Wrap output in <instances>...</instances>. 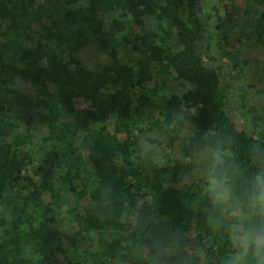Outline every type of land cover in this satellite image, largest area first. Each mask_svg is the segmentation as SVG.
<instances>
[{
  "label": "trees",
  "instance_id": "trees-1",
  "mask_svg": "<svg viewBox=\"0 0 264 264\" xmlns=\"http://www.w3.org/2000/svg\"><path fill=\"white\" fill-rule=\"evenodd\" d=\"M201 2L0 0V264H224L240 247L211 223L207 181L183 161L211 149L240 195L264 168V130L254 131L264 114L248 108L251 129L238 130L218 69L197 50L235 25L264 47V0L241 12L235 0L208 13ZM90 42L109 55L100 71L79 56ZM121 46L136 58L121 62ZM227 62L236 79L251 64L236 47ZM253 66L264 94V59ZM171 79L190 87L176 92Z\"/></svg>",
  "mask_w": 264,
  "mask_h": 264
},
{
  "label": "rangeland",
  "instance_id": "rangeland-1",
  "mask_svg": "<svg viewBox=\"0 0 264 264\" xmlns=\"http://www.w3.org/2000/svg\"><path fill=\"white\" fill-rule=\"evenodd\" d=\"M216 4L217 0H202L201 2L202 9L206 13L211 12ZM248 4H252V2H247V0H235L237 10L240 12L247 8ZM145 22L149 29L148 33L151 36L155 30L156 22L150 18L145 19ZM226 34V41H222L220 45H218L219 40L214 33L205 34L203 38L199 40L197 50L205 64L214 65L218 69L221 79L227 87L228 100L226 109L229 115L234 119L235 127L240 131H249L251 126L248 120L247 109L251 107L256 113L264 114L262 112V110H264V94H259L256 91L258 88L256 83L257 71L253 66V61L264 59V47L254 43L251 39L243 37L237 25L231 26ZM233 47L238 48L242 54V58L251 63L245 67L241 79L234 78L233 73L230 72L228 67L227 61ZM79 56L82 58L87 68L95 71H100L109 64V55L107 51L98 48L93 42H90L89 45L81 51ZM136 56L137 54L134 51H131L128 46H121L119 49V58L121 62L133 61ZM16 82H18V80H16ZM241 85L246 89L245 93H242L240 90L239 86ZM188 87L190 86L186 83L173 79L170 80V88L176 92H182ZM77 104L84 106L86 103L83 99H77ZM43 110L44 106L39 109L40 114ZM263 122V120L258 121L259 126L254 129L255 132L257 130H264ZM44 130V124L40 123L38 119H35L32 125V133L37 140H39L37 143L38 145L36 146L37 150H39V146L46 145L44 140ZM138 146L145 149L146 147H153L154 145H151L148 142L146 136H141ZM183 170L192 180L200 177L194 170H192L190 165L188 168H183ZM176 172L179 173L180 170H171V174ZM205 211L210 218L212 215L211 209L206 208ZM60 225L62 228H65L69 234L74 231L72 225H70L64 218H62ZM77 248L83 249V243L78 242ZM71 253H73L71 255L72 260L77 261L81 259L79 251L77 253Z\"/></svg>",
  "mask_w": 264,
  "mask_h": 264
},
{
  "label": "clouds",
  "instance_id": "clouds-1",
  "mask_svg": "<svg viewBox=\"0 0 264 264\" xmlns=\"http://www.w3.org/2000/svg\"><path fill=\"white\" fill-rule=\"evenodd\" d=\"M183 163L207 181L211 223L240 244L224 264H248L250 251L264 264V168H257L240 195L224 180L223 161L211 149L190 153Z\"/></svg>",
  "mask_w": 264,
  "mask_h": 264
}]
</instances>
